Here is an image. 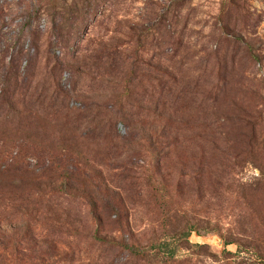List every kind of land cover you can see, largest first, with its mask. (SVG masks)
I'll return each instance as SVG.
<instances>
[{"label": "rangeland", "instance_id": "rangeland-1", "mask_svg": "<svg viewBox=\"0 0 264 264\" xmlns=\"http://www.w3.org/2000/svg\"><path fill=\"white\" fill-rule=\"evenodd\" d=\"M0 264H264V0H0Z\"/></svg>", "mask_w": 264, "mask_h": 264}]
</instances>
